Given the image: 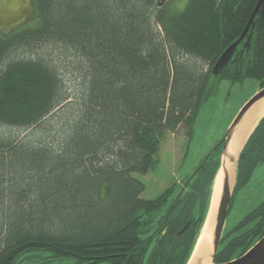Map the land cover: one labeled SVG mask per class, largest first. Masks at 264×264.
Returning a JSON list of instances; mask_svg holds the SVG:
<instances>
[{
	"label": "trees",
	"instance_id": "16d2710c",
	"mask_svg": "<svg viewBox=\"0 0 264 264\" xmlns=\"http://www.w3.org/2000/svg\"><path fill=\"white\" fill-rule=\"evenodd\" d=\"M29 1L31 19L0 33V125L25 133L0 132V264H186L220 159L213 172L206 164L221 141L152 199L133 174L153 166L166 133L192 138L222 79L264 87L261 11L221 73L211 72L257 0H187L179 11L173 0ZM45 45L60 51L56 63L38 53ZM14 48L30 56L9 58ZM64 61L79 71L78 93L65 88ZM263 162L264 115L238 154L228 212ZM263 235L264 197L223 229L212 263L240 257Z\"/></svg>",
	"mask_w": 264,
	"mask_h": 264
},
{
	"label": "rangeland",
	"instance_id": "374dc122",
	"mask_svg": "<svg viewBox=\"0 0 264 264\" xmlns=\"http://www.w3.org/2000/svg\"><path fill=\"white\" fill-rule=\"evenodd\" d=\"M186 1L173 0L170 5L175 11H179L183 9ZM31 6L29 0H0V33H8L12 29L26 24L31 19ZM45 46V48L37 50L38 53L45 54L47 57L49 54L53 55L51 58H54L56 63L57 54L60 51L56 52L51 45ZM9 56V58L28 57L30 52L14 48ZM70 67L71 64L68 61L61 63L60 74L68 94H75L80 91L81 81L78 79L79 71ZM260 88V82L256 78L249 77L242 82L235 83L222 79L216 93L200 107L192 138L187 137L181 128L174 134L166 133L159 151L154 156L153 166L146 174H133L145 186L141 197L152 199L172 184H179L188 174H191L206 154L222 140L241 108ZM22 131L0 125V132L5 136L6 132L23 136L25 133ZM220 155L221 148L217 147L208 158L206 172H213L219 162ZM263 197L264 162L254 170L248 184L241 188L233 199L225 219L224 232L227 233L231 230ZM18 264H40V258H24ZM55 264H75V260L74 258H65ZM97 264L111 263L100 262Z\"/></svg>",
	"mask_w": 264,
	"mask_h": 264
},
{
	"label": "water",
	"instance_id": "95a60500",
	"mask_svg": "<svg viewBox=\"0 0 264 264\" xmlns=\"http://www.w3.org/2000/svg\"><path fill=\"white\" fill-rule=\"evenodd\" d=\"M260 11H261V15H263L264 0H257L256 6L241 35L234 42H232L218 57V59L216 60V62L214 63L211 69L213 76H218L225 67V65L233 57L237 47L241 44V42H243L245 36L249 32L250 27L253 25L254 18ZM249 40H250V36L247 37L243 46L248 47ZM262 98H264V87L261 88L258 92H256L244 104V106L241 108V110L239 111V113L233 120L232 124L228 128L226 134L221 140L222 147H221L220 162H219L218 170L213 180L209 208L203 226L200 230V233L196 239L191 255L186 264H192V262H197L196 264H202L204 259L208 257L207 253L209 252V248H212V255H211V260H212L213 253L217 250L220 244L221 235L224 229L225 219L228 214V206L233 189V185L231 186V173H232L231 169L235 158L233 155L229 153L228 145L235 128L239 125L242 118L249 111V109ZM245 141L243 142V144L245 143ZM235 166H236V162H235ZM234 177H235V173H234ZM212 207L214 208V210L211 213L210 210ZM206 222H207V234L209 235L210 238V243H208V245L200 240V235L203 230V227L206 225ZM188 226H189V222H187L184 225V227L177 233V236H180L187 229ZM203 245L206 247L203 248ZM201 251L204 252L201 253ZM210 264H213L212 261ZM221 264H264V235L240 257Z\"/></svg>",
	"mask_w": 264,
	"mask_h": 264
},
{
	"label": "bare ground",
	"instance_id": "6f19581e",
	"mask_svg": "<svg viewBox=\"0 0 264 264\" xmlns=\"http://www.w3.org/2000/svg\"><path fill=\"white\" fill-rule=\"evenodd\" d=\"M264 115V98L256 102L249 111L245 114L242 118L239 125L235 128L231 140L228 145L229 153L234 156V162L231 169V186L234 182V173H235V162L238 155V152L245 141V138L248 137L249 133L253 130L259 119ZM214 208H211V213L213 212ZM200 240L203 243L207 244L210 243L209 235L207 234V222L206 225L203 227V230L200 235ZM206 247L203 245V248ZM204 251H201L203 253ZM208 257L204 259L202 264H210L211 263V255H212V248H209V252L207 253ZM197 262H192V264H196Z\"/></svg>",
	"mask_w": 264,
	"mask_h": 264
},
{
	"label": "crops",
	"instance_id": "0c3cea01",
	"mask_svg": "<svg viewBox=\"0 0 264 264\" xmlns=\"http://www.w3.org/2000/svg\"><path fill=\"white\" fill-rule=\"evenodd\" d=\"M247 138V137H246ZM246 138H245V140H246Z\"/></svg>",
	"mask_w": 264,
	"mask_h": 264
}]
</instances>
